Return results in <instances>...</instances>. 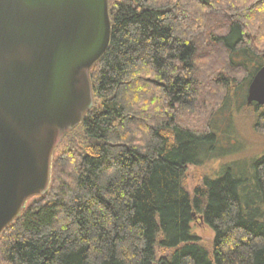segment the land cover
Segmentation results:
<instances>
[{"label":"trees","instance_id":"trees-1","mask_svg":"<svg viewBox=\"0 0 264 264\" xmlns=\"http://www.w3.org/2000/svg\"><path fill=\"white\" fill-rule=\"evenodd\" d=\"M109 5L94 104L58 144L47 192L0 234V264H264V153L251 172L185 184L218 155L214 115L237 90L247 101L264 65V0ZM250 105L264 131V104Z\"/></svg>","mask_w":264,"mask_h":264},{"label":"water","instance_id":"water-1","mask_svg":"<svg viewBox=\"0 0 264 264\" xmlns=\"http://www.w3.org/2000/svg\"><path fill=\"white\" fill-rule=\"evenodd\" d=\"M111 34L109 0H0V234L47 192L56 147L94 104L91 68ZM247 101L264 104V65Z\"/></svg>","mask_w":264,"mask_h":264},{"label":"rangeland","instance_id":"rangeland-1","mask_svg":"<svg viewBox=\"0 0 264 264\" xmlns=\"http://www.w3.org/2000/svg\"><path fill=\"white\" fill-rule=\"evenodd\" d=\"M213 126L219 136L218 155L187 166L185 184L190 192L205 177L215 178L227 168L235 173L251 172L252 162L264 153V131L255 125V113L242 91L237 90L231 105L214 115ZM192 225L202 241L211 245L214 232L200 216L195 217Z\"/></svg>","mask_w":264,"mask_h":264}]
</instances>
